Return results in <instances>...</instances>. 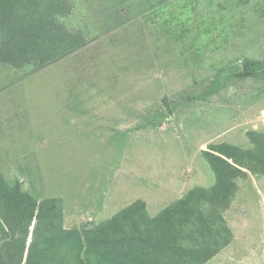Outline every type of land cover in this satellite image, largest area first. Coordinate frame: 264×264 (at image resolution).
Instances as JSON below:
<instances>
[{
  "label": "rangeland",
  "instance_id": "1",
  "mask_svg": "<svg viewBox=\"0 0 264 264\" xmlns=\"http://www.w3.org/2000/svg\"><path fill=\"white\" fill-rule=\"evenodd\" d=\"M72 1L87 46L29 76L0 65V177L60 200L64 229L140 201L154 217L212 187L211 146L264 134V71L238 76L264 61V0ZM244 171L205 264H264V175Z\"/></svg>",
  "mask_w": 264,
  "mask_h": 264
},
{
  "label": "trees",
  "instance_id": "2",
  "mask_svg": "<svg viewBox=\"0 0 264 264\" xmlns=\"http://www.w3.org/2000/svg\"><path fill=\"white\" fill-rule=\"evenodd\" d=\"M73 8L72 0H0V65L29 76L87 46L91 39L63 21ZM263 71L264 61H251L238 76ZM248 137L252 149L219 144L204 152L212 187L190 190L151 218L135 202L82 232L63 228L60 200L38 202L0 177V264L207 263L232 239L223 212L235 180L246 177L244 170L264 175V134Z\"/></svg>",
  "mask_w": 264,
  "mask_h": 264
}]
</instances>
